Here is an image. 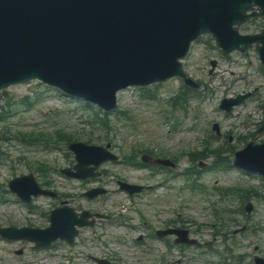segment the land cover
Returning <instances> with one entry per match:
<instances>
[{
	"label": "rangeland",
	"instance_id": "rangeland-1",
	"mask_svg": "<svg viewBox=\"0 0 264 264\" xmlns=\"http://www.w3.org/2000/svg\"><path fill=\"white\" fill-rule=\"evenodd\" d=\"M263 27V20L253 21L243 26L242 33H255ZM204 37L192 46L184 61V69L189 76L208 87L207 90L193 91L196 97L187 99L186 112L172 110L167 104L181 87L175 79L157 88H146L150 89L149 93L133 88L120 92L116 112L126 113L130 120L116 118L114 112L106 121L109 129L101 122H91L95 117L94 108L68 103L54 91L36 83L6 90L11 104L8 109L13 114L0 122V197L13 201V197L4 195L7 183L16 177L32 174L39 184L45 181L49 190L61 197L55 201L38 198L35 203L40 210L46 212L65 201L75 211L98 212L110 219L96 224L94 229H79L72 247L57 243L45 253L31 251L30 244L0 242V264H95L92 258L106 259L111 264H216L221 258L230 264H253V256L264 257V200L255 199L253 194L246 201L227 195L220 197L213 189L241 187L254 189L262 195L264 182L261 178L242 174L233 168L213 170L212 156L196 161V164L202 162L205 165V168L196 169L200 171L201 179L198 180V175L190 178V181L195 179L197 185L207 188L204 194L191 192L190 182L182 175L190 166L186 154L202 152L208 136L212 149L220 148L224 158H232L230 151L241 149L249 141H264L263 111L255 109L257 105L264 106V75L255 68L258 64L256 55L250 53L244 58L232 54L221 59L206 46L209 37ZM211 60H216L218 65L213 76L208 75ZM251 88H258V94L237 107L232 118L217 111L222 97H234ZM166 113L172 114L170 124L164 119ZM246 115H250V119H244ZM247 120L248 123L261 121V128L252 125L245 129ZM213 122H218L220 133L226 135L222 139L215 132L209 133ZM4 128L8 134H3ZM56 131L70 135L75 142L101 147L110 144V152L119 160L104 163L99 169V178L86 182L69 180L59 173L61 168L74 164L73 155L64 142L57 145L51 142L45 149L43 144L23 146L16 139L17 133L46 134L55 139ZM132 148L140 151L137 159L144 149L156 151L164 159L178 156L175 173L179 176L164 172L156 174L125 165L124 157L132 152ZM41 164L50 168L46 176L39 171ZM118 181L149 188L130 200L119 190ZM94 187H102L108 192L93 200L82 196ZM248 203L253 207L252 212H239ZM215 209L230 213L220 221L215 218ZM236 209L238 212L231 213ZM138 219H141L139 223ZM27 220L20 206L13 205V202L0 204V227H22ZM31 223L40 228L47 225L43 216ZM182 225L198 241L199 248L173 247V251L167 253L163 242L153 235L154 231ZM130 227H136L137 231L130 230ZM241 228L243 230L235 233ZM139 236L143 241L135 244ZM167 240L172 241L171 238ZM18 250H22L21 255L16 254Z\"/></svg>",
	"mask_w": 264,
	"mask_h": 264
},
{
	"label": "water",
	"instance_id": "water-1",
	"mask_svg": "<svg viewBox=\"0 0 264 264\" xmlns=\"http://www.w3.org/2000/svg\"><path fill=\"white\" fill-rule=\"evenodd\" d=\"M252 6L264 13V0H0V90L32 79L63 87L60 76L91 95L68 92L103 107L122 88L181 75L177 61L202 33L235 47L224 36ZM253 155L264 159V145ZM53 226L43 245L57 237Z\"/></svg>",
	"mask_w": 264,
	"mask_h": 264
}]
</instances>
